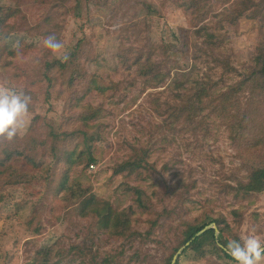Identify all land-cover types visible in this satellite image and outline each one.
<instances>
[{
  "label": "rangeland",
  "instance_id": "rangeland-1",
  "mask_svg": "<svg viewBox=\"0 0 264 264\" xmlns=\"http://www.w3.org/2000/svg\"><path fill=\"white\" fill-rule=\"evenodd\" d=\"M0 6L17 9L9 19L17 32L0 40V86L37 93L25 130L0 141V149L36 132L46 138L51 123L58 131L84 128L94 137L87 143L96 161L87 166L81 153L76 165L61 164L74 185L91 187L100 207L126 210L129 219L126 230L107 228L73 202L64 210L60 201L49 204L55 195L48 202L44 197L43 208L49 191L43 173L50 168L56 177L62 169H53L48 154L37 165L14 158L11 164L34 179L0 184V264H38L35 252L47 246L53 247L50 264H164L189 225L220 215L229 224L228 241L255 236L264 243V192L240 189L256 163L243 162L239 147L250 148L227 124L252 105L263 108L250 123L252 138L264 133V90H238L226 119L209 110H182L173 123L165 112L168 102L188 98L200 84L219 95L243 81L264 41V0H212L211 7L198 0H0ZM52 34L64 45L58 59H69L78 47L79 76L72 81L71 70L62 74L59 67L39 79L42 57L57 58L43 45ZM22 41L31 46L13 55ZM147 66L153 72L143 75ZM94 108L84 125L80 115ZM36 114L42 116L38 123ZM84 140L77 155L86 149ZM137 148L146 149L147 167L138 176L119 170ZM205 254L188 250L179 264H237L218 246Z\"/></svg>",
  "mask_w": 264,
  "mask_h": 264
},
{
  "label": "trees",
  "instance_id": "trees-1",
  "mask_svg": "<svg viewBox=\"0 0 264 264\" xmlns=\"http://www.w3.org/2000/svg\"><path fill=\"white\" fill-rule=\"evenodd\" d=\"M41 1L47 2L48 0ZM198 1L202 2L206 7H211L212 5V0ZM220 1L222 3H226L228 0ZM235 10H237V8L233 11ZM16 13L17 9L12 6H0V40L3 42L7 40L9 35L17 32L15 24L9 22V19ZM22 42L24 43H19L15 49L11 50V53L13 55H17L18 53H21L29 46H31L26 41ZM22 45L24 46L21 47ZM77 48L78 47H76L74 51L70 53L69 59H67L66 61L58 58L42 57V60L39 63V79H44L47 76V72H49V70L52 71L53 69H57V67H59L62 74H65L67 69L71 70L69 78L72 81L74 78L72 77V75H76V70L79 72L78 68H75L76 63L74 62L77 57ZM137 60V62H140V57H138ZM121 62L124 64L127 63V55L123 57V60ZM42 67L44 72L40 73ZM147 68L148 71L140 69L143 75H149L151 74V72H153L152 69H149L151 67L147 66ZM76 76L79 75L77 74ZM246 85L250 86L251 91L254 92L253 94H255L256 88L264 90V41H262L259 45L258 52L255 57L254 68L250 71V73L246 75V77L238 84V86L236 84L235 86L229 87L221 94L216 95L213 90H210L211 88L207 89L206 86L200 84V86L196 88L193 95H188V98L186 96L182 97V95H178L177 102H168L165 109V112H168L167 118L170 119L173 123L174 121H179L182 118L181 116L183 115L182 110H190L192 112L190 114L193 115L200 111L209 110L211 113L218 114L225 119L230 118L229 114L231 113V105L235 102L233 98L236 97L237 91ZM21 91L31 96L29 111H34L36 109L37 93L28 89H22ZM96 111L98 110L94 108L91 114L80 115L84 118V121L82 123L84 125L87 124V122H89V120L94 116ZM262 113L263 108L258 109L257 107L250 105V108L247 112H244L237 117H232L234 121L231 119V121L227 123L231 129V132L233 133L232 135L234 139L236 141L243 140L244 142L242 144H247L250 148L249 151L245 152L242 150V148L239 147L243 162L245 164H247L248 161H253L256 163L252 167H249L248 173L246 175V180L240 181V189L245 193L264 192V155L261 154L258 157L255 154L256 151H264V133L255 135L252 138V130L250 124L255 116H260ZM41 119L42 116L36 114L33 120L34 122L38 123ZM55 125L56 123H51V126L47 129L46 132H48V138H45V136L36 132V134H30V136H28L18 146L9 145L4 149H0V184L2 183L6 185H14L28 183L34 179V175L27 173V171L24 170L21 166L11 164L14 158L22 157L37 165L41 156H43L44 154H48L53 159V169L59 168V170H62L60 175L54 177L55 173L52 169H45L43 173V179H45L44 182L47 181L45 186L49 191L45 195H43V208L45 207V201L48 202V200H50V198L55 195V201H52L53 203L49 204L56 205L58 201H60L62 209H66L68 206L75 203L77 205L76 209L79 210V212L83 216H90L95 214L97 215L101 225H104L107 228L121 227V230H126L129 227V219L126 210L122 212H115L112 208H110V206L100 207V204H98V199L100 198L97 197L96 194H89V190L91 189V187L85 188L81 184L74 185L72 180L70 179V175L68 172L69 170H65L63 168V165L61 164H67L68 166L76 165L78 162V156L81 153H84L87 157V166L95 162L96 157L93 154L90 144H88L91 138L92 141H94V137L92 135H86V131L84 130V128L76 129L73 131H69L66 128H63V130L58 131L57 129H55ZM83 140L86 149L83 152L81 151L77 155L75 147L81 144ZM134 151L135 152L132 153L131 156L123 161L119 170H126L128 171V174H134L138 176L148 165V162L146 161V149L137 148ZM136 190L139 194L143 193L139 191V188H136ZM53 191H55L56 193H54ZM59 192H63V194L61 196H57ZM44 197L47 198L45 201ZM212 222H215L219 229L218 235H216L215 228H208L202 234L194 238L191 244L182 251L179 257L182 254L186 253L188 250H193L196 255H198L199 257H203L204 255H206L205 253L207 250H213L215 246H218L219 250H221L227 258H230L231 260L236 262L225 251L226 246L229 242L228 239H226V233L230 234L231 231L228 230L229 224L226 222L225 217L223 215H220L219 217H205L196 225H189L184 232L183 238L176 246L171 248V253L167 258H165L164 264H172L173 258L178 250L190 239H192V237L198 231ZM36 230L40 231L39 228H37ZM220 244H222L223 246H221ZM77 246L79 245H74V248H78ZM208 246H211V248H209ZM60 252H63V250L61 249ZM52 257L53 247L51 246L38 248L35 252V260L38 264H50ZM175 264H179V259L176 260Z\"/></svg>",
  "mask_w": 264,
  "mask_h": 264
},
{
  "label": "clouds",
  "instance_id": "clouds-1",
  "mask_svg": "<svg viewBox=\"0 0 264 264\" xmlns=\"http://www.w3.org/2000/svg\"><path fill=\"white\" fill-rule=\"evenodd\" d=\"M43 45L60 58L64 45L54 34L43 38ZM63 60L68 59L64 55ZM31 96L23 91L0 86V141H13L26 128ZM225 251L237 264H264V243L255 236L243 242L230 240Z\"/></svg>",
  "mask_w": 264,
  "mask_h": 264
},
{
  "label": "water",
  "instance_id": "water-1",
  "mask_svg": "<svg viewBox=\"0 0 264 264\" xmlns=\"http://www.w3.org/2000/svg\"><path fill=\"white\" fill-rule=\"evenodd\" d=\"M208 228H215L216 229V235H218L219 233V229L216 225L215 222H212L210 223L209 225L205 226L203 229H201L200 231H198L193 237L192 239H190L185 245H183L179 250L178 252L175 254L174 258H173V261H172V264H175L176 260L179 258V255L182 253V251L188 246L191 244L192 240L194 238H196L197 236H199L200 234H202L205 230H207ZM221 246H223L222 244H220Z\"/></svg>",
  "mask_w": 264,
  "mask_h": 264
}]
</instances>
